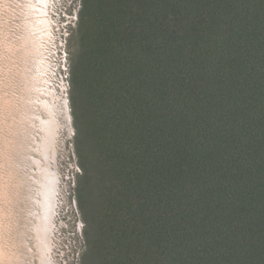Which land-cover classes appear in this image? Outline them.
I'll return each mask as SVG.
<instances>
[{
  "label": "trees",
  "instance_id": "1",
  "mask_svg": "<svg viewBox=\"0 0 264 264\" xmlns=\"http://www.w3.org/2000/svg\"><path fill=\"white\" fill-rule=\"evenodd\" d=\"M73 34L81 264H264V0H81Z\"/></svg>",
  "mask_w": 264,
  "mask_h": 264
},
{
  "label": "rangeland",
  "instance_id": "2",
  "mask_svg": "<svg viewBox=\"0 0 264 264\" xmlns=\"http://www.w3.org/2000/svg\"><path fill=\"white\" fill-rule=\"evenodd\" d=\"M78 1L0 0V264H81L86 251L78 200L96 198L77 188Z\"/></svg>",
  "mask_w": 264,
  "mask_h": 264
},
{
  "label": "built area",
  "instance_id": "3",
  "mask_svg": "<svg viewBox=\"0 0 264 264\" xmlns=\"http://www.w3.org/2000/svg\"><path fill=\"white\" fill-rule=\"evenodd\" d=\"M80 7H81V0H79L78 1V12H79V10H80ZM78 12H76L75 13V15H74V17H73V21H72V19H70L71 20V23H73V26H75V24H76V22H77V14H78ZM69 25H70V23H69ZM69 35V34H68ZM67 35V36H68ZM65 45H66V40H64V44H63V47L65 48ZM63 55L65 54V52H63L62 53Z\"/></svg>",
  "mask_w": 264,
  "mask_h": 264
},
{
  "label": "bare ground",
  "instance_id": "4",
  "mask_svg": "<svg viewBox=\"0 0 264 264\" xmlns=\"http://www.w3.org/2000/svg\"><path fill=\"white\" fill-rule=\"evenodd\" d=\"M49 213L46 214V222L48 221Z\"/></svg>",
  "mask_w": 264,
  "mask_h": 264
}]
</instances>
